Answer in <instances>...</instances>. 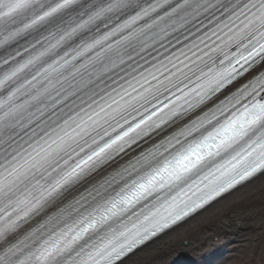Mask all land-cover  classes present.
Wrapping results in <instances>:
<instances>
[{"label":"snow or ice","instance_id":"1","mask_svg":"<svg viewBox=\"0 0 264 264\" xmlns=\"http://www.w3.org/2000/svg\"><path fill=\"white\" fill-rule=\"evenodd\" d=\"M260 64L264 0H0V264H117L264 171Z\"/></svg>","mask_w":264,"mask_h":264},{"label":"bare ground","instance_id":"2","mask_svg":"<svg viewBox=\"0 0 264 264\" xmlns=\"http://www.w3.org/2000/svg\"><path fill=\"white\" fill-rule=\"evenodd\" d=\"M264 264V173L119 264Z\"/></svg>","mask_w":264,"mask_h":264}]
</instances>
